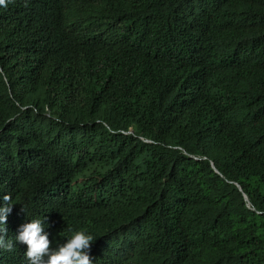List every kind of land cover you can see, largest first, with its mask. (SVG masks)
I'll list each match as a JSON object with an SVG mask.
<instances>
[{"label": "trees", "instance_id": "16d2710c", "mask_svg": "<svg viewBox=\"0 0 264 264\" xmlns=\"http://www.w3.org/2000/svg\"><path fill=\"white\" fill-rule=\"evenodd\" d=\"M5 195L0 264L34 219L91 264H264V0H6Z\"/></svg>", "mask_w": 264, "mask_h": 264}, {"label": "clouds", "instance_id": "9594fccd", "mask_svg": "<svg viewBox=\"0 0 264 264\" xmlns=\"http://www.w3.org/2000/svg\"><path fill=\"white\" fill-rule=\"evenodd\" d=\"M0 6H6V0H0ZM11 199L7 195L3 197L4 206L0 207V225L7 224V217L13 210ZM44 229V222L34 219L22 225L16 236V241L27 245L26 257L30 264H91L89 252L94 240L92 235L78 231L66 243L60 245L58 250H52L51 241ZM0 233H4L0 235V247L12 251L14 247L12 240L5 239L6 227H0Z\"/></svg>", "mask_w": 264, "mask_h": 264}, {"label": "water", "instance_id": "95a60500", "mask_svg": "<svg viewBox=\"0 0 264 264\" xmlns=\"http://www.w3.org/2000/svg\"><path fill=\"white\" fill-rule=\"evenodd\" d=\"M241 189V188H240ZM245 198H246V200L248 201V197L247 196H245Z\"/></svg>", "mask_w": 264, "mask_h": 264}]
</instances>
